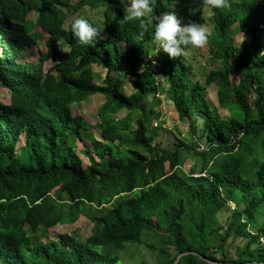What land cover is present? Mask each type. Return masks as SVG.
I'll use <instances>...</instances> for the list:
<instances>
[{
  "label": "trees",
  "instance_id": "trees-1",
  "mask_svg": "<svg viewBox=\"0 0 264 264\" xmlns=\"http://www.w3.org/2000/svg\"><path fill=\"white\" fill-rule=\"evenodd\" d=\"M194 4L155 0L153 15L174 12L186 24ZM89 9L102 10V25ZM77 18L97 29L93 44L73 37L70 22ZM123 18L114 0H0V86L10 92L9 104L0 101V264H127L121 259L127 245L147 246L157 253L156 264H175L184 253L179 264H209L201 257L264 264V0H229V7L211 11L220 67L204 79L192 77L180 56L151 45L154 20ZM240 31L250 44H235ZM35 52V63L25 60ZM93 65L106 69L102 84ZM154 68L166 77L179 121L190 130L174 145L158 143L159 131H148L150 120L160 118L144 106L161 90ZM121 70L129 91L123 78H111ZM234 73L238 84H231ZM213 83L229 118L207 101ZM95 95L106 99L98 111L99 139L72 113ZM122 109L130 115L114 123L109 112ZM84 138L91 144L81 152L87 166L76 145ZM191 157L198 165L188 173ZM82 216L93 224L85 242L67 233L32 246L30 236ZM159 230L160 244L147 243L145 235Z\"/></svg>",
  "mask_w": 264,
  "mask_h": 264
},
{
  "label": "rangeland",
  "instance_id": "rangeland-1",
  "mask_svg": "<svg viewBox=\"0 0 264 264\" xmlns=\"http://www.w3.org/2000/svg\"><path fill=\"white\" fill-rule=\"evenodd\" d=\"M76 3L80 0H75ZM116 5L123 8L120 0H114ZM196 4L195 6L189 11V13L192 15L187 23H195V19L199 13H201L200 17L205 19L204 26L206 27L208 31V39L207 43L209 41V33L211 31V27L208 22V15L211 13V11H208L207 9L203 10H196L192 11L193 9H198L199 6V0H195ZM89 11L92 13V18L95 22L102 25L103 17L100 13H102L101 9H97L94 11ZM90 14V13H89ZM76 15L71 16L72 18H75ZM36 16L32 15L29 17V27L35 22ZM196 24H200L199 22H196ZM35 31H38L36 29ZM47 39V36L44 34L43 38L41 39L42 42H44ZM251 41V36H248L244 33H239L238 35H235V42L239 46L242 43L248 44ZM207 43L202 48H193L190 51L194 52L196 51L194 58L191 56L189 59L196 61V65L203 63L207 58H210V52H209V46H207ZM43 44V43H42ZM42 44L40 47H42ZM121 47L124 48V45H121ZM43 48V47H42ZM25 60L30 63H35V61L38 60L39 53L35 52L34 55H31V53L26 54ZM152 59L158 61V56L154 55ZM125 62V61H124ZM205 64L207 62L205 61ZM157 65H160V61ZM52 64L50 62L45 63L44 67L45 70H48ZM123 67H125V64H123ZM214 67H217V64H214ZM92 69L95 74V79L98 84H102V81L106 74V69H104L101 66L93 65ZM154 78L160 83L159 86H161V90L156 95H151L148 97L147 102L144 104L146 106V111H155L157 115H160V118L152 119L150 120L148 127H149V133H157V130L159 131L156 141L158 143H165L166 145H174L177 144V140L183 139L186 140L188 137V132L190 131L185 125L179 121V117L174 109V105L172 101L170 100V95L167 92V88L169 87V84L167 83L166 77L160 72L158 68H154V72H152ZM111 78H123V81L125 82L124 90L129 91L130 82L125 77L124 71H118V72H112ZM231 84H238L240 80V73H234L230 75ZM204 79V77H201ZM207 98L208 103L212 105V107L218 108L219 115L226 119L229 118L230 114L226 107L223 104H220L219 98H218V87L215 83L210 85L207 89ZM256 95V94H254ZM10 92L8 89L0 86V101L5 104L10 103ZM106 99L101 95H95L90 100L77 103L73 105L72 107V113L74 116H81L90 126L89 133L92 134L95 138H100V132L99 129L96 128V125L102 120L98 116L99 109H102L103 105L105 104ZM110 116L112 118V121L114 123H117V121H121L124 117H126L128 114L130 115L129 111L126 109L119 110L117 112L110 111ZM148 114V113H146ZM162 126L161 128H157L156 125ZM136 122L132 123V129H135ZM127 136H130V134L127 132ZM162 135V136H161ZM77 145V152L82 158L85 166L89 165V158H85L82 155V150L84 147L91 148L90 142L84 138L80 139L79 141H76ZM23 147H24V137H22L21 142L18 144V149L23 154ZM93 157L95 159L96 156L93 154ZM197 158L191 157L186 159V164L184 166V170L186 172L194 171L197 164ZM200 167V166H199ZM199 173L194 174V177H199ZM230 205L234 208L235 203H230ZM244 205H240L241 208H243ZM222 221H224V218H221ZM93 232V224L85 217H81L77 222L70 224V223H61L57 226L50 228L49 230H42L39 231L36 235L30 236V240L32 243V246L36 247L39 244L42 243H48V242H57L60 235L63 234H74L77 239L81 242H85L92 234ZM163 232L161 230L157 231V233H148L145 235L146 242L152 245L160 244V236ZM264 242V239L262 240ZM121 259L124 263L127 264H134V263H142L146 262L147 264H156L157 263V253L148 248L147 246H131L127 245V247L121 252Z\"/></svg>",
  "mask_w": 264,
  "mask_h": 264
},
{
  "label": "clouds",
  "instance_id": "clouds-1",
  "mask_svg": "<svg viewBox=\"0 0 264 264\" xmlns=\"http://www.w3.org/2000/svg\"><path fill=\"white\" fill-rule=\"evenodd\" d=\"M120 2L123 6V20L143 22L145 18H151L155 21L154 32L151 37V45L158 51V53H166L170 58L180 56L182 61L184 60L189 68H191L192 77L200 76L205 78L206 75H210L214 69H218L220 67L218 57L215 56L216 49L212 43L215 26L210 22L209 18L208 22L211 27V31L209 33V41L207 43L208 31L203 25L205 19L202 23L197 19H195V23H187L189 19H185L186 24H182L174 12L162 13L158 17L153 15L155 0H120ZM227 7H229V0H199L198 9H193L192 11L203 9L213 11L215 9ZM196 22H199L200 24H196ZM70 30L73 37L81 45L93 44L98 35L97 29L83 18L73 19L70 22ZM239 33L244 32L240 31L235 35H238ZM206 43L207 46L210 44V58L205 60L207 64H205L204 61L203 63L196 65V61L189 59L191 56L194 58L196 57V51L191 52L190 50L193 48H202ZM262 51L264 54V49ZM215 63L217 64V67H214ZM156 127H158V124Z\"/></svg>",
  "mask_w": 264,
  "mask_h": 264
},
{
  "label": "water",
  "instance_id": "water-1",
  "mask_svg": "<svg viewBox=\"0 0 264 264\" xmlns=\"http://www.w3.org/2000/svg\"><path fill=\"white\" fill-rule=\"evenodd\" d=\"M185 255H188V253L181 254V255L177 258L175 264H179V261H180ZM201 258H202L204 261L208 262L209 264H221V263H217V262L209 261V260H207V259H205V258H203V257H201Z\"/></svg>",
  "mask_w": 264,
  "mask_h": 264
}]
</instances>
